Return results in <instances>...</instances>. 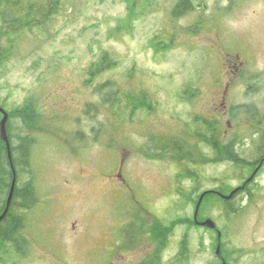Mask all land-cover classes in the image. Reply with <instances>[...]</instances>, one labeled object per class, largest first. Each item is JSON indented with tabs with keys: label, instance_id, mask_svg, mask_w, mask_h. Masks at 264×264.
<instances>
[{
	"label": "rangeland",
	"instance_id": "374dc122",
	"mask_svg": "<svg viewBox=\"0 0 264 264\" xmlns=\"http://www.w3.org/2000/svg\"><path fill=\"white\" fill-rule=\"evenodd\" d=\"M56 1L40 27L0 20V42L15 45L0 68V107L30 97L41 112L32 156L41 202L27 213L30 249L0 264H149L153 255L155 264H221L216 232L190 221L200 189L246 180L229 176L222 147L239 139L250 155L255 146V122L240 118L237 105L264 111V0H195L177 18V0H154L120 34L113 31L129 0ZM106 52L116 64L96 70ZM113 86L145 94L149 105L121 120L104 100ZM209 123L222 134L217 158ZM158 139L188 146L198 180L183 176L191 175L187 162L183 169L168 153L152 155ZM248 184L256 193L250 202L247 192L237 195L246 207L231 220L214 197L204 203L234 251L227 264H264V166ZM156 221L167 225L168 240L152 237ZM180 251L187 259L175 263Z\"/></svg>",
	"mask_w": 264,
	"mask_h": 264
},
{
	"label": "trees",
	"instance_id": "16d2710c",
	"mask_svg": "<svg viewBox=\"0 0 264 264\" xmlns=\"http://www.w3.org/2000/svg\"><path fill=\"white\" fill-rule=\"evenodd\" d=\"M153 2L154 0H129L127 6V16L125 19L120 20L119 27L116 29V31H113V33L120 34L121 32L123 33L127 30L129 31L133 25V22L139 17V15L143 13L145 14L147 10L151 9ZM57 5L58 2L56 0H0V20L4 25L13 24L16 26L15 28L18 26L27 28L34 21L42 22L44 18L46 19L55 14L54 9L58 7ZM195 7V0H177L173 10V15L176 18L182 17L184 16V13ZM0 31H2L1 26ZM15 31L18 32L19 30L15 29ZM170 46V44H167L165 45V48ZM14 47L15 45L12 44L9 49H5L0 42V68L9 61ZM108 60L115 62V64L117 62L114 60V57L110 54V52H106L104 56L101 57L100 61L95 64L96 70L107 65ZM255 76L256 78H259V75ZM106 84L107 83H105L103 86ZM195 95H197V93ZM104 100L114 105V109L111 108V110L114 113L118 112L119 114H117L120 116L119 118L121 120H125L129 113L136 112L137 110L146 108L149 105L148 96L145 94L134 90L126 91L117 86H113L112 91L105 94ZM0 106L5 107L6 105L0 104ZM116 110L118 111L116 112ZM237 110L241 115L244 112V117L239 115L240 118L255 122V124L252 125V133L253 135L257 136L258 141H256L257 138L254 140L255 146L252 149V154H250L251 156L248 153H245L246 149L242 147V144H240L242 141H239V139L237 141L232 140L224 145L222 147V156L231 164L229 168V176H235L234 178L237 179L246 178V180L243 182L244 188L236 193L231 199H223L220 195L209 191L215 189L221 193L229 194L233 190L230 187L227 189H225L223 186L205 190L200 189V193H198V195H201L205 191L209 192L206 194L201 204L199 219L211 217L210 215L205 214L204 211L205 204L211 197H214L215 201L221 203L219 206L222 209L221 216L226 218L228 221L239 215L240 212H242L246 207V205H244L242 202H238L236 204L237 195L242 191L247 192L249 198L248 201L250 202L256 193V191H251L249 189V182H247V180L260 164L261 167L259 168L258 173L264 166V111H261L256 104L237 105ZM7 111L10 115L7 124V130L11 143L12 159L9 157L7 145L2 139L0 132V214L6 207V202L15 174L16 186L9 212L5 218L0 221V258L4 261H6L7 256L24 257L27 254V251L30 249L31 245L28 237L26 236V232L28 230L27 228L29 227L26 221L27 213L41 202L40 190L37 184V172L34 168L32 157L36 144L35 130L37 129V122H39L41 112L37 108L36 101L30 97L22 105L17 106L13 110ZM1 118L2 114L0 113V120ZM14 119L18 120L19 123L18 126H15L17 127V130L13 129ZM209 124L211 125V123ZM214 124L215 123H213L211 127L215 128V132L211 128V135H206L205 137L207 138V141L209 138L211 139V142H208V144L214 151V157L217 158L219 156L218 150L221 141L220 136L222 134L218 132L217 127L214 126ZM153 145L155 148L153 147L152 149L155 151L152 153V155L155 156V158L161 159L168 153L167 155H170L171 159L176 160L180 166L187 162L185 165L189 170L188 173L191 175H184L185 172H183V176L189 179L198 180L195 178V176H197L196 172L192 169L193 166L191 163L193 160L191 161V157L189 160L187 159V157L190 156L189 154L187 157L183 154V151L188 152L187 145L181 141H166L164 139L156 140L155 144ZM142 150L145 153L149 152L144 150V148ZM180 160L183 161L181 162ZM185 165H183V169ZM14 170L16 172L15 174ZM198 178L200 177L198 176ZM225 179H228V176H226ZM176 220L173 222L176 221V223H178L180 221V219ZM190 224L199 227L194 221V216L193 219H191ZM174 225L168 226V234L171 232V230H173ZM166 227V224L159 226L156 221L153 228L151 229L152 237L154 238L156 235H159L160 238H165L168 240L170 235L165 233ZM143 228V234H145L146 228L145 226H143ZM218 229L219 230L215 231L216 237L213 241V247L215 249L217 259L219 257H224L223 259L227 261V259H231L234 251L231 253L228 252L227 242L224 238L226 232L220 229L219 226ZM219 231L221 232L220 239L218 236ZM219 243L220 255H217V247ZM183 244L184 242L181 244V247H183ZM151 258V263L149 264H155V262L160 260V257H157L156 255H153ZM186 259L187 257H185L184 252L180 251L173 260L175 263H183L186 261ZM228 262L230 263V261H227V263ZM147 263L148 260L143 262V264Z\"/></svg>",
	"mask_w": 264,
	"mask_h": 264
},
{
	"label": "water",
	"instance_id": "95a60500",
	"mask_svg": "<svg viewBox=\"0 0 264 264\" xmlns=\"http://www.w3.org/2000/svg\"><path fill=\"white\" fill-rule=\"evenodd\" d=\"M0 113H2V115H3L1 120H0L1 137L5 141V143L7 145L8 152H9V157L12 159V156H11V143H10L8 130H7V124H8L10 115H9V112L3 107H0ZM12 167H13V165H12ZM260 167H261V165L248 178L247 182H251L252 181V179L255 177V175L258 172ZM15 173L16 172L14 170V174ZM15 186H16V174L14 176V179H13V182H12V185H11L10 193H9V196H8V199H7V202H6V207H5L4 211L0 214V221H2L5 218V216L8 214V212H9V208H10V205L12 203L13 196H14ZM243 188H244V186H239V187L233 189L229 194L221 193L218 190H210V191L220 195L223 199H231L236 193H238ZM208 192L209 191L203 192L201 194L199 200H198V203H197L195 211H194V221H195V223L198 226L216 230V229H218V224L212 217H208V218H206L204 220H200L199 219L200 207H201V204H202V202L204 200V197L206 196V194ZM218 236H219V239H220L221 238V232L220 231L218 232ZM217 255H220V243H219V245L217 247ZM222 264H227V261L225 259H223Z\"/></svg>",
	"mask_w": 264,
	"mask_h": 264
},
{
	"label": "flooded vegetation",
	"instance_id": "af4514ba",
	"mask_svg": "<svg viewBox=\"0 0 264 264\" xmlns=\"http://www.w3.org/2000/svg\"><path fill=\"white\" fill-rule=\"evenodd\" d=\"M35 23L37 24V26L40 27L41 24H42L43 22L36 21ZM116 176H117L118 178H120V177L122 176V174H119V173L116 172ZM118 183H119V182H118ZM211 231L214 232V231H216V230L211 229ZM219 258H220L221 261L223 262V258H224V257H219ZM222 262H221V264H222ZM212 264H218V262H217V263H212Z\"/></svg>",
	"mask_w": 264,
	"mask_h": 264
}]
</instances>
